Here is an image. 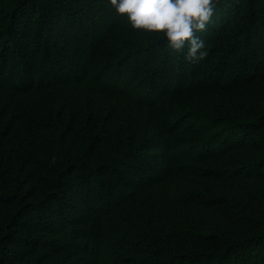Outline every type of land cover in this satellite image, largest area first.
Segmentation results:
<instances>
[{"label":"trees","instance_id":"16d2710c","mask_svg":"<svg viewBox=\"0 0 264 264\" xmlns=\"http://www.w3.org/2000/svg\"><path fill=\"white\" fill-rule=\"evenodd\" d=\"M197 35L0 0V264H264V0Z\"/></svg>","mask_w":264,"mask_h":264},{"label":"clouds","instance_id":"9594fccd","mask_svg":"<svg viewBox=\"0 0 264 264\" xmlns=\"http://www.w3.org/2000/svg\"><path fill=\"white\" fill-rule=\"evenodd\" d=\"M118 16L131 28L162 34L172 53L190 63L207 55L205 40L197 33L207 31L216 13L217 0H109Z\"/></svg>","mask_w":264,"mask_h":264}]
</instances>
